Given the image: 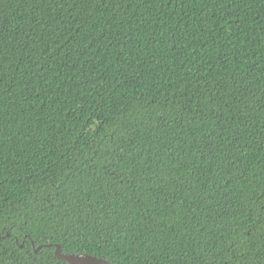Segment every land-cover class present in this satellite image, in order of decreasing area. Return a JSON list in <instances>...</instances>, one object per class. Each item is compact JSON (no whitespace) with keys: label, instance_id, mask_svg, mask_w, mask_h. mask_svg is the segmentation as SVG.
Returning a JSON list of instances; mask_svg holds the SVG:
<instances>
[{"label":"trees","instance_id":"trees-1","mask_svg":"<svg viewBox=\"0 0 264 264\" xmlns=\"http://www.w3.org/2000/svg\"><path fill=\"white\" fill-rule=\"evenodd\" d=\"M56 245L264 264V0H0V264Z\"/></svg>","mask_w":264,"mask_h":264},{"label":"water","instance_id":"water-1","mask_svg":"<svg viewBox=\"0 0 264 264\" xmlns=\"http://www.w3.org/2000/svg\"><path fill=\"white\" fill-rule=\"evenodd\" d=\"M55 255L58 259H62L69 264H113L107 260L89 254H64L61 252V247L59 245H56Z\"/></svg>","mask_w":264,"mask_h":264}]
</instances>
